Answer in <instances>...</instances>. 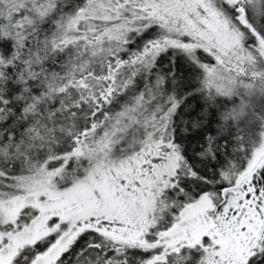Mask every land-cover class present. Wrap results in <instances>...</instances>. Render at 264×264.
Listing matches in <instances>:
<instances>
[{
    "label": "snow or ice",
    "instance_id": "obj_1",
    "mask_svg": "<svg viewBox=\"0 0 264 264\" xmlns=\"http://www.w3.org/2000/svg\"><path fill=\"white\" fill-rule=\"evenodd\" d=\"M0 264H264V0H0Z\"/></svg>",
    "mask_w": 264,
    "mask_h": 264
}]
</instances>
